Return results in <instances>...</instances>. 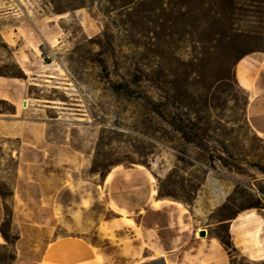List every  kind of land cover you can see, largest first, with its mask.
I'll use <instances>...</instances> for the list:
<instances>
[{"label":"rangeland","instance_id":"374dc122","mask_svg":"<svg viewBox=\"0 0 264 264\" xmlns=\"http://www.w3.org/2000/svg\"><path fill=\"white\" fill-rule=\"evenodd\" d=\"M254 51H264V0H0V95L10 98L0 99V117L16 118L14 101L51 106L42 117L50 169L62 181L103 185L127 169L134 180L118 179L104 195L139 198L143 186L189 206L212 197L225 200L216 218L231 217L264 205V139L249 125L250 99L235 75ZM122 84L162 103L161 112L118 92ZM6 212L0 229L14 243L10 205ZM16 258L0 246V264Z\"/></svg>","mask_w":264,"mask_h":264},{"label":"crops","instance_id":"0c3cea01","mask_svg":"<svg viewBox=\"0 0 264 264\" xmlns=\"http://www.w3.org/2000/svg\"><path fill=\"white\" fill-rule=\"evenodd\" d=\"M235 70L238 86L250 99L249 125L264 139V51L246 54ZM0 99L10 100L7 93ZM35 101L45 100L26 99L22 109L14 101L16 118L0 117V182L3 188L10 186V195L0 188V225L10 205L11 225L18 230V238L10 243L0 229V246L15 251L11 264H264V208L216 218L225 200L209 197L189 206L160 199L156 189L143 186L139 198H130L133 192L125 189L114 197L104 195L106 186L116 188L112 185L118 179L134 180L127 169L112 175L113 170L103 185L62 181V170L50 169L55 154L46 136L49 122L42 117L51 106ZM10 162H16V168ZM137 169L153 183L150 171ZM112 201L116 206L111 209ZM101 207L102 212L97 210ZM111 210L119 216L107 217ZM222 227L232 243L230 250L221 243ZM57 229L64 234L55 236ZM203 230L206 237L199 235Z\"/></svg>","mask_w":264,"mask_h":264},{"label":"trees","instance_id":"16d2710c","mask_svg":"<svg viewBox=\"0 0 264 264\" xmlns=\"http://www.w3.org/2000/svg\"><path fill=\"white\" fill-rule=\"evenodd\" d=\"M117 91L118 92H122V93H124L126 95H129V96H132V97L141 98V99L145 100L148 104H150L151 106H153L154 109L157 112H159V113L161 112V108L163 107V104L154 101L153 99H151L144 92L133 91L126 84L125 85H123V84L122 85H119L117 87ZM168 121H169L170 124H172V126L176 127L177 130L184 135V137L187 139V141L189 143L197 144L196 141H195L196 139L195 138H192L191 135L186 130H184L180 125L177 126L176 123H175V121H174V119H168ZM261 208H264V205L261 202H258V203H254V204L250 205L246 209H261ZM4 237L7 239V237H6L5 234H4ZM221 243H222V245H224L225 248H227L229 250L232 249V243H231L228 235H227V239L226 240H221Z\"/></svg>","mask_w":264,"mask_h":264},{"label":"water","instance_id":"95a60500","mask_svg":"<svg viewBox=\"0 0 264 264\" xmlns=\"http://www.w3.org/2000/svg\"><path fill=\"white\" fill-rule=\"evenodd\" d=\"M24 106L26 107L27 106V102H24ZM200 237H206L207 235V231L206 230H203L199 233Z\"/></svg>","mask_w":264,"mask_h":264},{"label":"bare ground","instance_id":"6f19581e","mask_svg":"<svg viewBox=\"0 0 264 264\" xmlns=\"http://www.w3.org/2000/svg\"><path fill=\"white\" fill-rule=\"evenodd\" d=\"M3 240H2V238H0V242H2Z\"/></svg>","mask_w":264,"mask_h":264}]
</instances>
